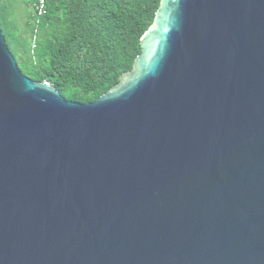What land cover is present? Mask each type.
I'll return each instance as SVG.
<instances>
[{
  "label": "water",
  "instance_id": "obj_1",
  "mask_svg": "<svg viewBox=\"0 0 264 264\" xmlns=\"http://www.w3.org/2000/svg\"><path fill=\"white\" fill-rule=\"evenodd\" d=\"M88 102L0 25V264H264V0H160Z\"/></svg>",
  "mask_w": 264,
  "mask_h": 264
},
{
  "label": "trees",
  "instance_id": "obj_2",
  "mask_svg": "<svg viewBox=\"0 0 264 264\" xmlns=\"http://www.w3.org/2000/svg\"><path fill=\"white\" fill-rule=\"evenodd\" d=\"M24 0L23 27L15 0H0V25L22 72L49 81L65 98L88 102L131 71L142 35L160 0H46V13ZM22 15V16H23Z\"/></svg>",
  "mask_w": 264,
  "mask_h": 264
},
{
  "label": "rangeland",
  "instance_id": "obj_3",
  "mask_svg": "<svg viewBox=\"0 0 264 264\" xmlns=\"http://www.w3.org/2000/svg\"><path fill=\"white\" fill-rule=\"evenodd\" d=\"M15 4L17 6H15L16 9L13 13V18L19 27H23L24 26L23 25V22H24V15L23 14L27 12L25 4H24V0H15Z\"/></svg>",
  "mask_w": 264,
  "mask_h": 264
},
{
  "label": "built area",
  "instance_id": "obj_4",
  "mask_svg": "<svg viewBox=\"0 0 264 264\" xmlns=\"http://www.w3.org/2000/svg\"><path fill=\"white\" fill-rule=\"evenodd\" d=\"M31 9L38 14L46 13V0H34Z\"/></svg>",
  "mask_w": 264,
  "mask_h": 264
}]
</instances>
